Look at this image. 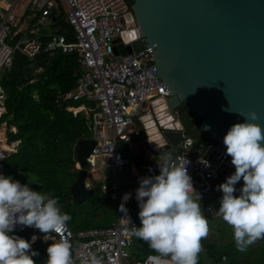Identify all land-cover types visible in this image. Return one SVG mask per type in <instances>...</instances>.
<instances>
[{
  "label": "built area",
  "instance_id": "1",
  "mask_svg": "<svg viewBox=\"0 0 264 264\" xmlns=\"http://www.w3.org/2000/svg\"><path fill=\"white\" fill-rule=\"evenodd\" d=\"M62 1L64 11L58 10L54 0H0V74L9 69L14 53L26 58L30 66L42 53L74 54L79 75L75 86L62 95V99L83 101L79 107H67L66 110L72 114L82 111L91 119L94 145L85 158L86 175L92 173L99 159L107 164L114 176L108 185H100V189L108 191V197L116 203L114 221L107 227L76 231L67 225L53 242L59 241L61 236L68 239L72 245V258L78 264H90L92 255L100 258L101 264H155L149 259L155 254L130 260L132 236L126 231L127 226L121 219L125 214L118 206L124 202L122 198L126 193L131 194L125 203L127 218L138 228L128 206L130 203L138 206L135 190L139 180L158 175L159 168L133 174V186L122 191H119L118 172L131 163L124 149L129 152L133 141L143 135L141 118L152 115V101L159 97L166 101L168 93L156 74L149 45L140 38L131 42L120 40L123 46L130 43L131 51L124 54L114 51V39L127 31L125 16L130 9L124 0ZM59 17L66 25L70 39L66 38L67 33L60 32V24L56 21ZM138 40L142 46L135 48L134 43ZM4 96L0 86V114L4 112ZM170 114L171 121H177V115ZM203 143L183 132L172 160L183 163L186 158L189 161L188 174L197 192L192 196L196 199L200 195L203 214H213L216 208L212 206L211 198L221 184L220 176L229 177V170L234 166L225 153L211 144L206 155H199ZM17 144V140L6 143V149L0 145V162L15 151ZM234 187L239 194L240 188ZM12 234L29 241L35 235L45 242L43 234L31 227L16 225Z\"/></svg>",
  "mask_w": 264,
  "mask_h": 264
},
{
  "label": "water",
  "instance_id": "2",
  "mask_svg": "<svg viewBox=\"0 0 264 264\" xmlns=\"http://www.w3.org/2000/svg\"><path fill=\"white\" fill-rule=\"evenodd\" d=\"M127 1V31L114 39V51L129 53L131 44L121 41L140 38L150 46L168 93L166 101H152V115L141 118L146 160L155 165L160 154L173 157L182 133L193 126L187 113L225 154L223 137L233 124L245 122L240 114L255 112L257 120L247 122L264 132V0ZM171 112L177 121H171ZM93 145V139L75 143L78 169L68 188L74 205L93 194L84 182ZM209 145L204 141L199 155H206Z\"/></svg>",
  "mask_w": 264,
  "mask_h": 264
},
{
  "label": "clouds",
  "instance_id": "3",
  "mask_svg": "<svg viewBox=\"0 0 264 264\" xmlns=\"http://www.w3.org/2000/svg\"><path fill=\"white\" fill-rule=\"evenodd\" d=\"M240 115L245 122L233 124L223 137L235 172L218 185L222 197L216 214L231 227L237 250L246 251L264 239V132L258 124L247 122L257 120L255 112ZM166 161L158 175L141 178L135 190L141 226L131 225L127 218L125 203L131 194L123 196L118 210L125 214L121 219L127 233L157 254L149 258L155 264H198L201 242L210 232L209 220L202 213L200 195L192 196L197 192L188 174L189 161L173 162L170 156ZM241 180L239 194L234 195V185ZM28 183L36 184L29 179ZM70 220L51 193L34 191L0 174V264H36L33 257L39 253L32 244L38 237L33 235L29 241L13 235L16 225L35 228L45 241H52L45 264H74L71 242L62 236L53 242ZM90 264H101V259L92 255Z\"/></svg>",
  "mask_w": 264,
  "mask_h": 264
},
{
  "label": "trees",
  "instance_id": "4",
  "mask_svg": "<svg viewBox=\"0 0 264 264\" xmlns=\"http://www.w3.org/2000/svg\"><path fill=\"white\" fill-rule=\"evenodd\" d=\"M124 1L130 9L128 1ZM56 21L60 24V32L66 34V25L60 17ZM66 38L70 39L68 33ZM140 46L142 42L136 41L134 47ZM78 75L79 64L76 56L59 52L51 55L40 54L33 66H30L26 58L14 53L9 69L0 74V86L5 95L0 123L4 122L6 127L15 129L14 132L6 130V143L17 140V147H21L20 151L15 149L3 158L0 162V174L11 176L21 184H28L34 191L51 193L58 199V206L64 209L63 212L71 216L69 222L74 225L75 230L108 226L116 213L115 203L108 197V191L101 192L99 185L94 188L93 195L86 199V209L82 208L83 202L74 205L68 193L77 172L73 167L76 163L75 143L78 140L91 139L93 135L89 116L82 111L72 114L66 110L67 107H77L81 100L62 99V95L75 86ZM187 114L193 126L186 134L196 141H208L214 145L198 128V121L191 114ZM0 145L5 146L4 143ZM124 150L139 173L156 168L143 156ZM234 172L235 168L230 169L229 175ZM28 179L34 180L36 184H29ZM220 180L224 183L226 178L221 175ZM126 184L128 186L123 190L133 186L132 176ZM242 185V180L236 184L238 188ZM234 195H238V190ZM221 197L222 192L219 190L212 196L211 204L214 208L219 209ZM128 208L139 228V207L130 203ZM203 215L209 220L210 232L207 239L201 242L203 251L199 254L198 264H264V239L257 240L246 251H238L231 227L219 215ZM51 243L36 239L32 244V249L39 253L33 257L36 264H45L46 249ZM130 254L131 261L145 254L157 255L146 242L135 236H132ZM74 264L78 263L74 261Z\"/></svg>",
  "mask_w": 264,
  "mask_h": 264
},
{
  "label": "rangeland",
  "instance_id": "5",
  "mask_svg": "<svg viewBox=\"0 0 264 264\" xmlns=\"http://www.w3.org/2000/svg\"><path fill=\"white\" fill-rule=\"evenodd\" d=\"M54 3L58 6V10H61V11H64L65 8H64V4H63V1L62 0H54ZM81 103H84L83 101H81ZM6 130L10 131V127H6L5 123H0V137L2 140L1 143H4L6 144V135H5V132ZM137 143H134L132 146H131V149L132 151H138L139 147H138V143L141 142V138H136ZM106 163H104L103 160H99L97 159L96 160V165H95V169L92 173H89L88 175H86V181L87 182H90L91 184H93L92 182H95L94 179H92L93 177L95 178H98L99 180H96V181H100L101 183L105 184V185H108L110 182H112L114 180V176L112 174V171L111 169L107 166V164L105 165ZM74 168H77L75 167V164L73 166ZM127 169L128 167H124L122 170H120L118 172V176H119V180H120V186H119V191H122L123 188L125 186H123L126 181L129 180V177L128 175L126 174L127 172ZM88 200H86L85 202L83 201V207L84 209H86V207H88ZM62 212L64 209H61ZM218 211V209H216V211L213 213V214H209L210 216L212 217H215L216 215V212ZM67 225L69 226V228L72 230V231H76L74 229V225L71 224L70 222L67 223Z\"/></svg>",
  "mask_w": 264,
  "mask_h": 264
},
{
  "label": "crops",
  "instance_id": "6",
  "mask_svg": "<svg viewBox=\"0 0 264 264\" xmlns=\"http://www.w3.org/2000/svg\"><path fill=\"white\" fill-rule=\"evenodd\" d=\"M82 104V103H81ZM81 104H79L77 107H79ZM70 108H75V107H70ZM137 138H141V142H139L138 143V147H139V149H138V151H132V149H131V146L134 144V143H137V141H133V143L131 144V146H130V148H129V153H131V154H135V155H139V156H143V151H144V148H143V140H144V137H143V135L141 134L139 137H137ZM144 157V156H143ZM166 158H167V156H165V155H163V154H160L159 155V158H158V160H157V162H156V164L155 165H152L151 163H150V161H148L149 162V164L151 165V166H154V167H156V168H159V167H162L164 164H165V162H166ZM75 167H77V164L75 163ZM125 167H128V169H127V172H126V174L128 175V177L130 178L133 174H135V173H139L138 171H137V169H136V167H135V165L133 164V162H131L130 164H128V165H126ZM124 168V167H123ZM122 168V169H123ZM121 169V170H122ZM94 171V170H93ZM92 171V172H93ZM88 175V174H87ZM85 179H86V177H85ZM92 179H94V181L95 182H92L93 184H91L90 182H87L86 180H84V182L86 183V187H92L93 189L96 187V185H103V183H101L100 181H96V180H99L98 178H95V177H93ZM127 182V181H126ZM119 186H120V180H119ZM123 186H128L126 183L123 185ZM128 189V188H127ZM100 191L101 192H103L101 189H100ZM93 193H94V190H93ZM93 195V194H92ZM113 201V200H112ZM114 202V201H113ZM115 203V202H114ZM115 206H116V203H115ZM115 215H116V213H115ZM115 215H114V219H115ZM114 219L111 221V223L114 221ZM110 223V224H111ZM109 224V225H110ZM108 225V226H109ZM105 227H107V226H105ZM99 228H101V227H99Z\"/></svg>",
  "mask_w": 264,
  "mask_h": 264
},
{
  "label": "bare ground",
  "instance_id": "7",
  "mask_svg": "<svg viewBox=\"0 0 264 264\" xmlns=\"http://www.w3.org/2000/svg\"><path fill=\"white\" fill-rule=\"evenodd\" d=\"M0 140H3V139H1V137H0ZM2 147L6 149V145L5 146H2Z\"/></svg>",
  "mask_w": 264,
  "mask_h": 264
},
{
  "label": "flooded vegetation",
  "instance_id": "8",
  "mask_svg": "<svg viewBox=\"0 0 264 264\" xmlns=\"http://www.w3.org/2000/svg\"><path fill=\"white\" fill-rule=\"evenodd\" d=\"M135 44V43H134Z\"/></svg>",
  "mask_w": 264,
  "mask_h": 264
}]
</instances>
